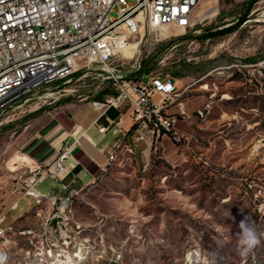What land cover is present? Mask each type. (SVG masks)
<instances>
[{
    "label": "rangeland",
    "instance_id": "1",
    "mask_svg": "<svg viewBox=\"0 0 264 264\" xmlns=\"http://www.w3.org/2000/svg\"><path fill=\"white\" fill-rule=\"evenodd\" d=\"M251 1L201 0L192 28L146 25L124 34L130 48H116L105 61L80 60L66 79L0 113L5 264H264V235L246 255L236 244L246 218L264 233V0L233 31L201 38L204 28L236 25ZM187 34L161 50L154 71L178 82L181 95L164 109L177 116L175 129L114 153L62 217H54L50 200L27 196L37 149L62 105L115 87L112 74L126 79L141 60ZM181 61L190 66L173 68Z\"/></svg>",
    "mask_w": 264,
    "mask_h": 264
},
{
    "label": "built area",
    "instance_id": "2",
    "mask_svg": "<svg viewBox=\"0 0 264 264\" xmlns=\"http://www.w3.org/2000/svg\"><path fill=\"white\" fill-rule=\"evenodd\" d=\"M201 0H0V113L27 100L40 87L66 79L80 60L105 61L115 55L124 34L135 35L146 25L174 24L193 27L192 14ZM118 15L112 17L111 11ZM139 66V65H138ZM118 93L102 101H92L104 115L110 109L129 104L135 125V140L158 139L175 129L178 118L165 114L169 97L181 95L172 76H145L141 80L111 76ZM161 93L156 101L153 96ZM119 125V122L117 123ZM106 127H99L105 132ZM176 139L179 137L175 136ZM71 144L26 181V195L37 203L50 200L54 217L71 211L77 192L63 196L40 193L36 186L46 176L63 182L69 173ZM115 151L109 156H114ZM64 191L68 185L62 184ZM0 215V236L8 243ZM31 233V231H27Z\"/></svg>",
    "mask_w": 264,
    "mask_h": 264
},
{
    "label": "crops",
    "instance_id": "3",
    "mask_svg": "<svg viewBox=\"0 0 264 264\" xmlns=\"http://www.w3.org/2000/svg\"><path fill=\"white\" fill-rule=\"evenodd\" d=\"M172 78L178 85L176 78ZM110 88L115 91L113 94H105L104 88L92 99L83 96L76 101L66 102L56 113L57 122L37 149V166L47 165L68 143L72 145L71 155L66 160L69 173L63 182L50 176L44 177L36 186L40 193L57 197L73 191L80 193L105 174L112 163L109 158L111 152L115 151L118 158L122 151L133 152L139 145L135 140V128L131 130L134 119L128 103L119 109L112 108L104 115H100L93 106L92 101H102L118 93L115 87ZM161 96L160 92H156L153 98L158 101ZM100 126L107 130L100 132ZM63 183L68 185V191H64Z\"/></svg>",
    "mask_w": 264,
    "mask_h": 264
},
{
    "label": "trees",
    "instance_id": "4",
    "mask_svg": "<svg viewBox=\"0 0 264 264\" xmlns=\"http://www.w3.org/2000/svg\"><path fill=\"white\" fill-rule=\"evenodd\" d=\"M257 0H253L250 3V7L247 9V11L244 13V15L239 18V22L236 25H231L229 27L226 28H222V29H217V30H213L214 27H207L204 28V33L201 36L202 39H209L212 38L214 36L220 35V34H225L228 33L230 31H233L237 26H239L240 24H242L243 22L246 21L247 19V15L250 11L251 6H253V4L256 2ZM191 34H187V35H181L178 37L173 38L172 40L168 41L167 43H165L161 49H157L150 57L143 59L140 61L139 66H137L135 69H133L130 74L128 76H126V79H137V80H141L143 77L145 76H159V77H163V76H167L169 75L168 73L162 74V73H155L154 71L158 68V62L160 59V53L161 50H167L169 49L171 46H173L174 44H176L178 41L186 39L188 37H190ZM190 64L186 63L185 61H181L180 63L174 65L173 68L178 69V71L185 69L187 67H189ZM171 76V74L169 75ZM172 77H175L172 75ZM103 92L105 94L107 93H111L113 94L115 91L113 89L110 88V86H107ZM135 128V125L131 128V130Z\"/></svg>",
    "mask_w": 264,
    "mask_h": 264
},
{
    "label": "clouds",
    "instance_id": "5",
    "mask_svg": "<svg viewBox=\"0 0 264 264\" xmlns=\"http://www.w3.org/2000/svg\"><path fill=\"white\" fill-rule=\"evenodd\" d=\"M240 231L236 234L237 251L241 255H246L248 252L261 244V236L264 233L258 231L255 224L248 218L242 220L239 224ZM7 256L0 254V264H5Z\"/></svg>",
    "mask_w": 264,
    "mask_h": 264
},
{
    "label": "bare ground",
    "instance_id": "6",
    "mask_svg": "<svg viewBox=\"0 0 264 264\" xmlns=\"http://www.w3.org/2000/svg\"><path fill=\"white\" fill-rule=\"evenodd\" d=\"M164 27H160L159 30L163 29ZM131 45H128L123 38H121L119 41H118V46L117 48L124 50V49H127V48H130ZM180 95H174V97H169L168 99V106L173 103L174 101H176L178 99ZM110 158V161L112 160V156L109 157ZM53 222V221H52ZM51 223V222H50ZM49 223V224H50Z\"/></svg>",
    "mask_w": 264,
    "mask_h": 264
}]
</instances>
